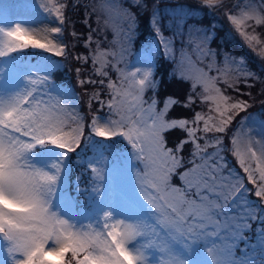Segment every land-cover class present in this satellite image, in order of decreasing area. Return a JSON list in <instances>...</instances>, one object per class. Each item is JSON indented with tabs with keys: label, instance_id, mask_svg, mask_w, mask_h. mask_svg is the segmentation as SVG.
Masks as SVG:
<instances>
[{
	"label": "rangeland",
	"instance_id": "1",
	"mask_svg": "<svg viewBox=\"0 0 264 264\" xmlns=\"http://www.w3.org/2000/svg\"><path fill=\"white\" fill-rule=\"evenodd\" d=\"M206 14L210 22H191ZM221 30L245 54L220 58ZM161 46L167 64L176 60L167 76L191 81L198 120L219 137V156L212 149L178 179L202 147L192 136L184 154L165 140L181 121L151 97ZM59 67L70 70L65 85ZM250 77L264 79V0H0V264H258L251 252L264 228L244 256L236 250L264 204V93L252 101L234 91ZM84 130L87 160L73 157ZM96 135H113L118 149L102 151L112 141ZM75 165L88 181L70 178Z\"/></svg>",
	"mask_w": 264,
	"mask_h": 264
},
{
	"label": "trees",
	"instance_id": "2",
	"mask_svg": "<svg viewBox=\"0 0 264 264\" xmlns=\"http://www.w3.org/2000/svg\"><path fill=\"white\" fill-rule=\"evenodd\" d=\"M89 2V1H88ZM150 9H146L143 12L139 11L140 19L142 20L141 23V29H140V35L143 37V39L147 40L150 39V36L154 34L155 29L151 25V20H150V15L151 13H148ZM77 12L81 13L83 16L82 18L77 20V25L78 26H83V18L86 16V7L84 4L79 5V8ZM148 13V14H147ZM207 15V14H206ZM210 16H204L203 18L199 19V21L196 18H192L191 22H201L204 21L206 23L211 21ZM81 21V23H80ZM79 22V23H78ZM86 28L87 26L84 25ZM140 39L137 40V45H140L142 42ZM213 45L218 48V50L221 52L219 54L220 58L223 57V51H232L235 54L242 55L245 54V49L242 46H239L237 44H234V39L232 38L231 40L226 37V32L225 30H221L220 34L217 35L214 40H213ZM68 46V45H67ZM37 50V49H36ZM40 51V50H37ZM37 51L35 49H26L23 51L24 56L27 57V55H31L32 58H37ZM164 55L166 56L167 53L165 49L161 46V59L162 64L160 67L159 73L156 75V79L160 81V89L157 91L156 94H153V87H151L148 90V96L151 95V97L155 98L156 106L160 109L159 111H165V116L169 117L168 119L171 121L179 120L181 123L176 125L175 127L171 129H167L165 131V140H167V143L170 145L171 148H175L174 150L177 151V148H182L184 150V154L191 150L190 147H196L195 145V140H193L191 137L196 136L197 141L199 142L200 146L202 149L199 152H196L195 154V161H186L184 162L185 164L183 165L180 164L177 166L176 170L179 169V171L175 174V178H181V172H183L185 169L190 168L192 166H196L200 163L203 162L205 159V155H208L210 151H213L217 149V142H218V136L213 135L211 130H208L204 128L203 126V121L198 120V117L200 113L202 112L200 110V107L198 104L203 103V101L199 98V95L197 94V90L193 89L191 87V81L185 79L184 77H179L177 74V70L173 71L174 74L167 76L169 73V69L172 65H174L175 59L169 61V64H167V60H165L163 57ZM169 59V58H168ZM78 61V60H77ZM166 63H164V62ZM250 62H253L251 59H249ZM73 65H76V62L72 63ZM79 64V63H78ZM89 65V63H88ZM255 66V65H254ZM69 68H57L54 71V76H55V81L56 83H62L65 85V83H69L70 81L68 80L69 78L67 77L66 73L69 72ZM260 72V71H259ZM262 82L259 80H256L255 77H250L249 78V83L248 82H240L238 85V89L234 90L237 92V95L239 97H242L244 100H254L255 98L259 101V99L263 96L262 93H264V79H262ZM251 94H253L251 96ZM156 95V96H155ZM198 97V99L194 101H190L191 96ZM254 97V98H253ZM95 100H92V103H90L91 107L88 109L89 115H92L94 113V108H96V104L94 103ZM205 104V102H204ZM204 111V110H203ZM192 121V122H191ZM195 129L194 133H192V130ZM85 131V130H84ZM206 131H208L206 133ZM90 135L85 133L82 136V139L79 144V149H77L73 157H81L87 160L89 156L93 153V149L90 148L89 144V138ZM97 138H100V136H97ZM101 138H105L106 141H112L111 139H114V136H104ZM122 141L126 140L124 138H121ZM217 140V141H216ZM127 143V141H126ZM49 145V144H48ZM108 146H105L103 148H100L102 151L105 148L106 151L110 150L112 151L113 149H118L115 146V141H112L110 144H107ZM98 150V149H97ZM224 150V149H223ZM80 152V153H79ZM208 152V153H207ZM226 152V160L229 163L233 164L234 167L236 166L235 160L232 159V156L230 155L231 150H225ZM214 157L217 158L219 156L218 150L213 152ZM101 157V154H98V158ZM231 158V159H230ZM241 171V167L237 166ZM86 166H81V165H75L74 170L77 172V174H82L81 179L83 181H86V176L85 172L83 169H85ZM210 172L215 176V174L218 173V168L216 165L213 164L212 168L210 169ZM72 177V176H71ZM255 201L252 202L253 205L258 207V197H255L254 194H250ZM255 197V198H254ZM261 207L262 210H258V214H260L261 218H255L252 220V228L250 230H247L245 232V238L241 240V244L237 246V256H244L245 253H247L249 250H251V244L256 243L258 241L257 238V232L260 229L264 228V204ZM256 207V208H257ZM263 214V215H262ZM252 230L254 231V234H252ZM260 234V233H259ZM252 254L255 253V262L262 264L264 262V246H261L259 249H256L251 252ZM76 257L72 258V262H75ZM83 259V258H82Z\"/></svg>",
	"mask_w": 264,
	"mask_h": 264
}]
</instances>
